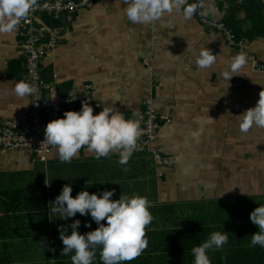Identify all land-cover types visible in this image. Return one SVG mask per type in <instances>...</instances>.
I'll return each mask as SVG.
<instances>
[{
  "label": "crops",
  "instance_id": "1",
  "mask_svg": "<svg viewBox=\"0 0 264 264\" xmlns=\"http://www.w3.org/2000/svg\"><path fill=\"white\" fill-rule=\"evenodd\" d=\"M188 3L203 6L190 19L174 12L151 25L128 21L124 0H93L71 20L43 16L48 25L62 27L60 44L43 62L45 91L69 95L92 84L103 107L126 118L137 111L142 115L144 100L152 95L157 112L171 118L157 144L172 165L159 176L149 153L134 152L120 165L118 153L96 159L86 147L71 162H61L55 148L47 162L0 148V264H71V254L61 255L59 229L75 219L81 233L99 225L92 221L85 227L91 217L79 213L67 220L50 218L49 204L65 184L72 185L73 196L85 189H115L112 199L123 193L149 201L153 219L145 229L147 247L125 264H193L192 247L214 231L227 232L228 242L209 251L212 264H264V248L250 246L258 231L250 213L264 205V128L239 130V115L264 91V73L247 58L239 75L221 79L220 72L241 52L207 27L198 12L225 21L230 5L226 0ZM260 14L262 31L241 36L248 39L249 53L264 62V8ZM247 16L244 11L236 16L242 33L251 27ZM20 44L17 29L0 34V122L30 114V95L14 93L15 85L25 82ZM202 50L217 58L209 68L196 66ZM224 189L229 191L219 198ZM94 264H102L99 248Z\"/></svg>",
  "mask_w": 264,
  "mask_h": 264
},
{
  "label": "clouds",
  "instance_id": "2",
  "mask_svg": "<svg viewBox=\"0 0 264 264\" xmlns=\"http://www.w3.org/2000/svg\"><path fill=\"white\" fill-rule=\"evenodd\" d=\"M127 20L132 24L151 25L165 14L179 13L190 19L202 4H189L188 0H124ZM37 0H0V34L11 33L20 21L27 18ZM206 14V13H201ZM216 56L209 50H202L195 61L197 68H209L216 63ZM247 63L244 52L235 55L229 67L220 72V78L229 80L239 75ZM36 92L28 82H18L14 93L23 98ZM143 116L137 111L132 118L113 107L105 106L94 114L93 106L82 102L79 111L67 110L63 116L47 123L45 139L47 145L56 149L61 162H71L82 147L94 153L96 159L108 157L110 153L119 155L118 163L127 165L137 150L138 139L142 135ZM253 126L264 128V91L259 93L255 106L239 115V130L247 133ZM126 170V169H125ZM103 183V182H101ZM115 189L90 193L87 189L72 195L73 187L65 184L61 193L49 204L50 218L67 220L89 216L85 227L91 228L94 221L99 225L95 230L81 233V221L75 219L68 227L59 229V238L64 247L62 256L71 254V264H94L96 250H100L102 264H125L139 257L147 247L145 229L152 222L149 201L142 196H126L112 199ZM229 190L219 191V198ZM250 220L258 231L252 234L250 246L264 248V205H259L250 213ZM106 221V223H103ZM71 228L69 233L68 228ZM228 242L227 232L214 231L198 246L191 249L193 264H212L210 250H220ZM52 251H55L53 248Z\"/></svg>",
  "mask_w": 264,
  "mask_h": 264
},
{
  "label": "built area",
  "instance_id": "3",
  "mask_svg": "<svg viewBox=\"0 0 264 264\" xmlns=\"http://www.w3.org/2000/svg\"><path fill=\"white\" fill-rule=\"evenodd\" d=\"M92 3L93 0H37L27 18L20 21L16 29L21 38L20 48L26 58L24 79L36 88V92L30 95L29 116L4 119L0 122V148L23 151L41 162H47L54 149L43 142L48 122L62 117L67 110L79 111L83 101L93 106L94 114L102 110L103 105L95 98L92 84H86L82 91L69 95H62L55 89L46 92L47 83L42 67L47 55L58 47L62 38L61 25L50 26L43 20V16L48 15L52 21L60 20L64 16L67 20H71L72 13ZM201 13L203 12L200 10L198 16L207 27L221 33L230 46L244 52L254 68L264 73V62L249 53L247 38L238 37L223 20H213ZM144 106L141 121L142 135L138 139L135 152L152 154L159 169L158 174L162 176V170L169 168L172 161L163 154L157 139L164 125L171 122V118L157 112L152 95L146 96Z\"/></svg>",
  "mask_w": 264,
  "mask_h": 264
},
{
  "label": "trees",
  "instance_id": "4",
  "mask_svg": "<svg viewBox=\"0 0 264 264\" xmlns=\"http://www.w3.org/2000/svg\"><path fill=\"white\" fill-rule=\"evenodd\" d=\"M226 3H229L228 5L230 6H228V16L225 18L224 22L236 33L238 37H240L241 35L251 37L256 33V31H262L261 26L263 25V23L260 14L262 9L264 8V4L262 3V1L226 0ZM239 11L248 13L247 19L251 21V27L247 30L246 33H242L240 29H238V21L236 20V16Z\"/></svg>",
  "mask_w": 264,
  "mask_h": 264
}]
</instances>
